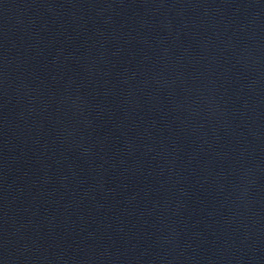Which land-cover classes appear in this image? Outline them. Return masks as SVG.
<instances>
[{
  "label": "water",
  "instance_id": "95a60500",
  "mask_svg": "<svg viewBox=\"0 0 264 264\" xmlns=\"http://www.w3.org/2000/svg\"><path fill=\"white\" fill-rule=\"evenodd\" d=\"M0 264H264V0H0Z\"/></svg>",
  "mask_w": 264,
  "mask_h": 264
}]
</instances>
